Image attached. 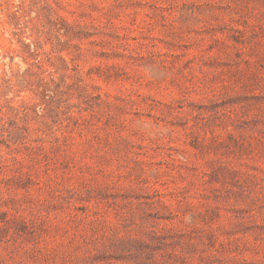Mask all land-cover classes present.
<instances>
[{
  "label": "rangeland",
  "instance_id": "rangeland-1",
  "mask_svg": "<svg viewBox=\"0 0 264 264\" xmlns=\"http://www.w3.org/2000/svg\"><path fill=\"white\" fill-rule=\"evenodd\" d=\"M0 264H264V0H0Z\"/></svg>",
  "mask_w": 264,
  "mask_h": 264
}]
</instances>
